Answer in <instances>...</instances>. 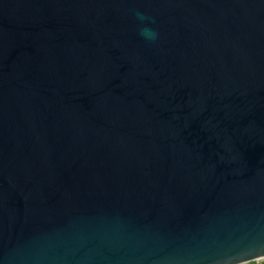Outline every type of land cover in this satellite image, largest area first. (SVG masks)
<instances>
[{
    "label": "water",
    "instance_id": "95a60500",
    "mask_svg": "<svg viewBox=\"0 0 264 264\" xmlns=\"http://www.w3.org/2000/svg\"><path fill=\"white\" fill-rule=\"evenodd\" d=\"M258 259L264 0H0V264Z\"/></svg>",
    "mask_w": 264,
    "mask_h": 264
},
{
    "label": "clouds",
    "instance_id": "9594fccd",
    "mask_svg": "<svg viewBox=\"0 0 264 264\" xmlns=\"http://www.w3.org/2000/svg\"><path fill=\"white\" fill-rule=\"evenodd\" d=\"M136 15L141 25H143L139 31L140 36L146 41L154 43L158 39V32L154 28L150 27L148 23H145L146 21L151 23L150 18L141 12H137Z\"/></svg>",
    "mask_w": 264,
    "mask_h": 264
},
{
    "label": "flooded vegetation",
    "instance_id": "af4514ba",
    "mask_svg": "<svg viewBox=\"0 0 264 264\" xmlns=\"http://www.w3.org/2000/svg\"><path fill=\"white\" fill-rule=\"evenodd\" d=\"M249 264H264V259H260V260H255Z\"/></svg>",
    "mask_w": 264,
    "mask_h": 264
},
{
    "label": "built area",
    "instance_id": "2783aa9c",
    "mask_svg": "<svg viewBox=\"0 0 264 264\" xmlns=\"http://www.w3.org/2000/svg\"><path fill=\"white\" fill-rule=\"evenodd\" d=\"M258 260H260V259H258Z\"/></svg>",
    "mask_w": 264,
    "mask_h": 264
}]
</instances>
